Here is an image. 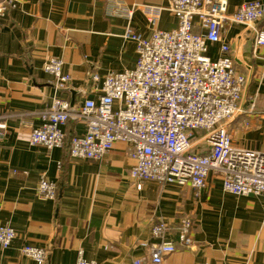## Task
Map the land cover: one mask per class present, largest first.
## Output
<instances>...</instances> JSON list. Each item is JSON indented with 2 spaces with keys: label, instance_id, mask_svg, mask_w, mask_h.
<instances>
[{
  "label": "crops",
  "instance_id": "crops-1",
  "mask_svg": "<svg viewBox=\"0 0 264 264\" xmlns=\"http://www.w3.org/2000/svg\"><path fill=\"white\" fill-rule=\"evenodd\" d=\"M114 1L133 10L132 18L108 15ZM114 1L20 0L1 21L0 123L7 130L0 140V225H10L16 237L10 249L0 248V264H36L22 255L26 245L48 249L47 264H75L80 252L99 264L150 263L153 224L175 227L183 217L193 221L194 245L178 248L163 264H264V198L226 194L215 176L199 196L188 185L152 181L138 190L129 174L135 163L122 142L99 162L72 159L67 145H30L32 129L54 98L75 109L98 96L91 74L135 67L136 46L123 37L128 26L145 37L177 27L167 10L171 0ZM250 1L229 0L228 13ZM145 6L163 8L155 26ZM260 32L264 18L222 28L235 68L247 80L241 112L227 121V130L235 147L264 152V46L255 45ZM209 55L217 59L220 46H211ZM50 58L63 60L72 76L64 90L57 91L43 71ZM65 130L83 134L85 125L71 121ZM42 177L56 182L55 201L38 196Z\"/></svg>",
  "mask_w": 264,
  "mask_h": 264
},
{
  "label": "built area",
  "instance_id": "built-area-1",
  "mask_svg": "<svg viewBox=\"0 0 264 264\" xmlns=\"http://www.w3.org/2000/svg\"><path fill=\"white\" fill-rule=\"evenodd\" d=\"M19 5L20 0H0V30L3 17ZM228 5L229 0H171L167 10L177 19L174 30L154 29L145 37L128 26L123 37L136 46L135 67L104 76L91 74L90 84L98 96L75 109L54 98L41 112V124L32 129L30 145L62 149L68 123H83L85 132L71 140L70 157L99 162L117 143H125L135 163L129 174L138 190L152 181L188 185L199 196L215 176L226 194L264 198V152L235 147L227 130V121L241 112L247 80L236 70L222 38L226 23L249 26L263 19L264 0L244 3L231 14ZM144 11L155 26L164 10L145 6ZM107 14L131 19L133 10L114 1ZM213 45L220 46L215 60L209 55ZM255 45L264 46V32L258 33ZM43 71L52 77L57 91L72 82L61 59H48ZM6 130V124L0 123V140ZM36 191L40 198L55 201L58 186L42 177ZM192 229L189 217L175 227L157 221L151 228L154 241L147 244L150 263L138 259L133 264H163L178 248L191 249ZM15 237L10 225H0L2 250L10 249ZM21 253L36 264L48 263L46 248L26 245ZM75 264L99 263L80 252Z\"/></svg>",
  "mask_w": 264,
  "mask_h": 264
},
{
  "label": "trees",
  "instance_id": "trees-1",
  "mask_svg": "<svg viewBox=\"0 0 264 264\" xmlns=\"http://www.w3.org/2000/svg\"><path fill=\"white\" fill-rule=\"evenodd\" d=\"M70 123V122H69ZM69 123H68V125H69ZM67 125V126H68ZM66 140H65V146L67 145L68 146V148H69V153H70V144H71V140H72V138H73V136L74 135H68L67 134V131H66Z\"/></svg>",
  "mask_w": 264,
  "mask_h": 264
},
{
  "label": "rangeland",
  "instance_id": "rangeland-1",
  "mask_svg": "<svg viewBox=\"0 0 264 264\" xmlns=\"http://www.w3.org/2000/svg\"><path fill=\"white\" fill-rule=\"evenodd\" d=\"M198 139L194 140V142L196 143Z\"/></svg>",
  "mask_w": 264,
  "mask_h": 264
}]
</instances>
